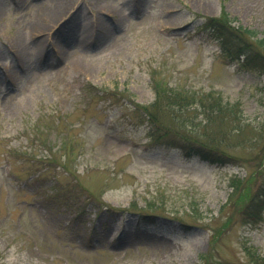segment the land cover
Wrapping results in <instances>:
<instances>
[{
  "label": "rangeland",
  "instance_id": "rangeland-1",
  "mask_svg": "<svg viewBox=\"0 0 264 264\" xmlns=\"http://www.w3.org/2000/svg\"><path fill=\"white\" fill-rule=\"evenodd\" d=\"M49 5L0 0V264H264V208L237 204L264 185V74L201 28L224 12L264 39V0H67L31 31ZM157 97L167 143L131 104ZM181 132L233 158L187 155Z\"/></svg>",
  "mask_w": 264,
  "mask_h": 264
},
{
  "label": "trees",
  "instance_id": "trees-1",
  "mask_svg": "<svg viewBox=\"0 0 264 264\" xmlns=\"http://www.w3.org/2000/svg\"><path fill=\"white\" fill-rule=\"evenodd\" d=\"M201 28L211 33L219 42L221 46V52L228 56L231 61L237 62L240 66L256 70L264 74V48L263 38H257L255 31L240 27L232 26L231 19L224 12H221L218 16L204 17L201 23ZM158 97L161 94H157ZM168 100L171 101L172 106L177 105L176 110L183 111L189 105H186L188 101H195L194 94L184 95L178 93H171ZM156 98L152 103L144 105L141 103L132 102L131 104L138 107L143 119L149 125L147 131L156 139H163L164 142H168V135L172 133L175 135V131L172 127L167 126V130H161L158 126L160 120L156 118L155 112L152 110L154 106L158 105L159 98ZM187 100V101H186ZM184 101H186L184 103ZM216 101V100H215ZM218 107L216 111H220L221 102L220 98L216 101ZM211 105V104H210ZM209 105V106H210ZM174 109V108H173ZM154 111V110H153ZM178 121L195 126L192 122V118L187 116L177 117ZM180 140L177 142L176 147L187 155L198 156L202 160H206L209 163H228L233 156L220 148L218 141L215 139L202 140L195 135H191L188 132H181L178 134ZM198 135V134H197ZM263 159V158H262ZM239 178L234 177L231 181L233 189L237 188ZM240 198V196H239ZM241 216L246 222H258L263 218L262 210L264 208V185L259 186L251 195L241 194V198L237 203ZM258 263V260H254Z\"/></svg>",
  "mask_w": 264,
  "mask_h": 264
},
{
  "label": "bare ground",
  "instance_id": "bare-ground-1",
  "mask_svg": "<svg viewBox=\"0 0 264 264\" xmlns=\"http://www.w3.org/2000/svg\"><path fill=\"white\" fill-rule=\"evenodd\" d=\"M67 8H68L67 0H51V5H49L47 8H44L41 13L35 15L30 30L41 31V32L49 31L52 25L47 26L48 21L53 18L55 21H58V24L62 22L64 18L62 13L66 11ZM98 9L99 8H97V10ZM15 40L17 43H19V40L17 38H15ZM59 49L63 50L61 48ZM138 236H139L138 232L132 234V237H138ZM118 237L119 239H123L124 237H126V235L123 234V232H120Z\"/></svg>",
  "mask_w": 264,
  "mask_h": 264
}]
</instances>
